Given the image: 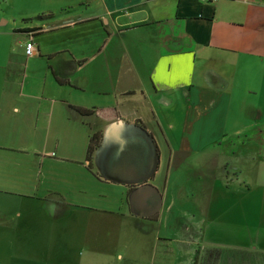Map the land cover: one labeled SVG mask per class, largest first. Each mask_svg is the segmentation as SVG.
Masks as SVG:
<instances>
[{
    "label": "crops",
    "instance_id": "0c3cea01",
    "mask_svg": "<svg viewBox=\"0 0 264 264\" xmlns=\"http://www.w3.org/2000/svg\"><path fill=\"white\" fill-rule=\"evenodd\" d=\"M70 12L0 22V252L82 264L104 244L118 258L125 232L111 221H135L155 227L140 264H175L174 243L190 247L185 264H264V0H78ZM29 120L55 151L13 142ZM33 153L35 165L15 160ZM191 190L197 214L179 212L175 235L168 212ZM21 199L57 214L13 215Z\"/></svg>",
    "mask_w": 264,
    "mask_h": 264
},
{
    "label": "rangeland",
    "instance_id": "374dc122",
    "mask_svg": "<svg viewBox=\"0 0 264 264\" xmlns=\"http://www.w3.org/2000/svg\"><path fill=\"white\" fill-rule=\"evenodd\" d=\"M78 0H0V22L3 20H10L13 21V19L17 20V22H20L22 24L30 23V22H36L40 21L42 22L44 18L42 14L44 13H51L49 16L45 17L44 20L48 22L58 21L63 18H69L71 17L74 12H70V7L77 3ZM35 84V82H34ZM39 86L41 87V83ZM37 121L35 120H29V121H22L19 124L21 127L23 125L28 129V133L24 137H14L13 142L18 143V145H26L28 144L33 151L36 149L38 150H44L43 146H46L45 151H55L54 148V141L45 142V137L41 135V130L39 126H35V123ZM39 127V128H38ZM40 130V131H39ZM37 154V153H36ZM35 153L31 155H24V160L15 159L18 160L16 162H26L25 166H31L30 162L35 165L38 162L39 155H36ZM192 176V175H191ZM195 178V177H194ZM47 182V181H46ZM192 188V185H191ZM254 193H259L258 191ZM1 197V196H0ZM190 199L187 198L185 206L177 208L175 207L174 213L169 211V214H175L172 215L175 219L173 221V225L176 226L175 229H173V233L175 235H180V233L174 232L178 231V218L183 217V219L189 220L194 214H197L196 211V204H197V196L196 194L191 190L189 193ZM235 196L233 197L234 200ZM236 199H238L236 197ZM6 202V201H5ZM13 203L9 204L8 207L13 215H15L16 211L21 210L22 212H26L27 210L33 212L35 215L40 216H54L57 214V212L53 209V207H45L43 205L37 206L36 204L32 202H23V200H17L12 201ZM5 204V203H4ZM1 212V209H0ZM179 212L181 217L179 216ZM195 212V213H194ZM67 215L68 212H62L60 215ZM48 219H44L40 224H42L43 230H48L50 226H52V222L47 221ZM68 220L65 221V229H67L70 226V222ZM94 228V227H93ZM154 226L152 223L149 224H142L137 223L135 221H127L125 224H122L120 222H113L111 221V227L110 229L113 231H120L123 229L125 233H123V243H120L119 246V253L121 256L118 258L116 257L114 253V248L109 247L104 244L98 245L99 251L96 252H89L82 251V254L75 255L77 257V260L81 261L82 264H96L91 259H98L102 262L101 264H140V260H143V258L147 257L151 253L152 249V243H153V230ZM151 231V232H150ZM150 232V233H147ZM4 244L0 245V249H4ZM190 250V247L186 244L182 243H174V251H175V264H185V256L186 253ZM2 253L0 257L2 259L0 260V264H19V262L23 263L25 259V255L21 254H8L5 252V250L1 251ZM12 255L15 260L11 262L8 261V257ZM32 257V256H31ZM141 257V258H140ZM24 258V259H22ZM139 258V259H137ZM227 258V259H226ZM36 259V258H35ZM226 259V260H225ZM225 262H228V254L224 256Z\"/></svg>",
    "mask_w": 264,
    "mask_h": 264
},
{
    "label": "trees",
    "instance_id": "16d2710c",
    "mask_svg": "<svg viewBox=\"0 0 264 264\" xmlns=\"http://www.w3.org/2000/svg\"><path fill=\"white\" fill-rule=\"evenodd\" d=\"M77 109H78L77 111H79L81 114H90L93 112H97L96 110H85L81 108H77ZM101 142H102V133L97 132V133H92L90 135L89 143L87 147V160L89 162L92 161L96 150H98L99 147L101 146Z\"/></svg>",
    "mask_w": 264,
    "mask_h": 264
},
{
    "label": "built area",
    "instance_id": "2783aa9c",
    "mask_svg": "<svg viewBox=\"0 0 264 264\" xmlns=\"http://www.w3.org/2000/svg\"><path fill=\"white\" fill-rule=\"evenodd\" d=\"M205 1H217V0H205ZM26 53L28 56H32L35 54V46H34V43L32 41H30L26 44ZM52 155L54 156L55 153H52Z\"/></svg>",
    "mask_w": 264,
    "mask_h": 264
}]
</instances>
